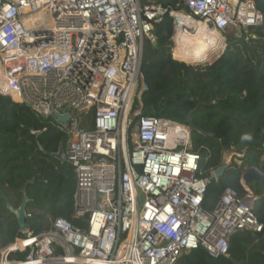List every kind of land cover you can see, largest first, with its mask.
Returning a JSON list of instances; mask_svg holds the SVG:
<instances>
[{
  "label": "built area",
  "instance_id": "built-area-1",
  "mask_svg": "<svg viewBox=\"0 0 264 264\" xmlns=\"http://www.w3.org/2000/svg\"><path fill=\"white\" fill-rule=\"evenodd\" d=\"M166 15L171 54L176 33L191 30L184 17L224 36L241 28L246 39L264 24L255 0H0V94L67 135L74 215L84 222L57 217L48 230L21 231L0 245V264H181L200 248L229 257L232 235L263 231L259 196L242 176L244 193L229 187L212 210L203 206L219 177L205 170L190 124L143 112L144 44H156Z\"/></svg>",
  "mask_w": 264,
  "mask_h": 264
},
{
  "label": "trees",
  "instance_id": "trees-1",
  "mask_svg": "<svg viewBox=\"0 0 264 264\" xmlns=\"http://www.w3.org/2000/svg\"><path fill=\"white\" fill-rule=\"evenodd\" d=\"M158 1L176 6L183 0ZM255 2L264 14V0ZM154 34L156 44H144L141 67L140 86L145 84L147 88L142 95L144 114L187 123L189 111L194 110L192 128L201 125L211 133L207 136L193 128L194 148L202 152L206 171L221 165L225 151L243 154L239 161L232 160L223 176L209 186L203 206L212 210L227 188L245 192L240 179L246 168L257 167L264 174V24L255 31V38L228 39L222 55L208 65H189L171 54L173 23L168 15L155 23ZM221 37L226 45L225 36ZM245 133L251 134V141L241 140ZM60 145L66 150L67 135L50 118H42L26 104L0 94L1 246L21 235L16 216L7 204L18 207L25 186L27 212L31 214L27 223L36 233L51 228L46 221L49 215L84 225L74 215V169L48 153L57 152ZM258 182L261 188L253 187L259 196L255 212L264 224V178ZM247 234L248 238L238 242L231 237L229 257L214 259L200 248L186 254L181 264H235L232 259L237 263L264 264L260 253L264 251V229L256 233L258 245L250 253L247 245L252 233Z\"/></svg>",
  "mask_w": 264,
  "mask_h": 264
},
{
  "label": "bare ground",
  "instance_id": "bare-ground-1",
  "mask_svg": "<svg viewBox=\"0 0 264 264\" xmlns=\"http://www.w3.org/2000/svg\"><path fill=\"white\" fill-rule=\"evenodd\" d=\"M28 22L30 23V19ZM183 22V25H188L191 30L176 33L173 37L175 41L173 53L191 64L213 63L226 48L221 33L193 17H184ZM226 158L230 160L231 157L227 155ZM246 186L250 194L254 193L250 185L246 183Z\"/></svg>",
  "mask_w": 264,
  "mask_h": 264
},
{
  "label": "water",
  "instance_id": "water-1",
  "mask_svg": "<svg viewBox=\"0 0 264 264\" xmlns=\"http://www.w3.org/2000/svg\"><path fill=\"white\" fill-rule=\"evenodd\" d=\"M237 37L239 39H241L243 37L241 28L238 29ZM224 50H223V52H224ZM222 53H221V55H222ZM218 58L215 59L213 61V63L216 60H218ZM193 112H194V110H191V111H189V113L187 115L186 122L188 124H192V121H193L192 113ZM53 114L56 117V119H58L61 122H67V121L70 120V114L69 113L62 115L58 111L54 110ZM193 128L195 130L207 135V136L211 135V133L206 132L205 129L201 125H196ZM40 149L43 150L44 148L42 146H40ZM48 153L51 156L55 157L56 159L60 160L62 163H65L67 161L66 153H65V149H64L63 145H60L59 150L57 152H48ZM226 156L227 155L224 154L221 165L215 169V174L218 177H222L223 174L225 173V171L230 166V160L227 159ZM242 177H243V179H244V181L246 183H252V182L260 181L261 179H263L264 178V174L257 167H248L243 172ZM34 181H35V179H32V182H34ZM28 200H29V197H28V194H27V186H25V188L23 189V199H22L21 204L18 207H14L10 203L7 204L8 209L12 213H14V215L16 216V219H17L18 224H19L20 231H25V230L29 229V226H28V223H27V215H28L27 204H28ZM261 253L264 256V251H261ZM232 260L234 261L235 264H244L243 261L241 263H237L235 259H232Z\"/></svg>",
  "mask_w": 264,
  "mask_h": 264
},
{
  "label": "rangeland",
  "instance_id": "rangeland-1",
  "mask_svg": "<svg viewBox=\"0 0 264 264\" xmlns=\"http://www.w3.org/2000/svg\"><path fill=\"white\" fill-rule=\"evenodd\" d=\"M234 36V34H233V32H230V33H227L226 35H225V38H226V44L228 45V39H230L231 37H233ZM252 37L253 38H255L256 37V34L255 33H252ZM146 42H148V41H146ZM171 49H172V46H173V42H172V40H171ZM181 60H183L182 58H181ZM183 61H185V60H183ZM187 64H189V65H208V64H210L209 62L207 63V64H204V63H202V64H191V63H189V62H186ZM87 119L86 118H84L83 119V121L82 122H80V126H82V127H85V128H90L91 127V125H90V123H87V121H86ZM50 121H51V123H53V124H57V122H56V120H55V118H53V117H51L50 118ZM64 132V131H63ZM65 133V132H64ZM67 139H68V137H67ZM66 149H67V147H66ZM231 153H238V152H236V151H234V150H230V151H225L224 152V154H226V155H230ZM239 154H241V155H236V156H234V158L232 159V160H237V161H239L238 160V158L239 157H241V156H243V154L242 153H239ZM224 156V155H223ZM232 160H230V163L232 162ZM203 162H204V160H203ZM57 164H58V162H57ZM61 164H63L62 162H61ZM74 183H76V182H74ZM261 183L260 182H258V181H255V182H252L251 184H250V187H251V189L255 192V190L253 189V187H256V188H261ZM53 219H54V217L53 216H47V218H46V221H48V222H50V223H52V221H53ZM45 221V222H46ZM248 232H237V233H235L234 235H232V237H234V239L233 240H235L236 242H238V241H242L243 239H245V238H248V234H247ZM252 233V232H251ZM252 238V239H251ZM250 239H249V243H248V245H247V248L249 249L248 250V253H250L251 251H252V249L254 248V245H258V238L256 237V236H253V233H252V237H251ZM231 239V238H230ZM248 240V239H247ZM260 253H261V251H260ZM261 255H262V253H261ZM185 256V255H184ZM184 256L181 258V262H182V260H183V258H184Z\"/></svg>",
  "mask_w": 264,
  "mask_h": 264
},
{
  "label": "clouds",
  "instance_id": "clouds-1",
  "mask_svg": "<svg viewBox=\"0 0 264 264\" xmlns=\"http://www.w3.org/2000/svg\"><path fill=\"white\" fill-rule=\"evenodd\" d=\"M241 140L242 141H251L252 140V136L250 133H245L241 136Z\"/></svg>",
  "mask_w": 264,
  "mask_h": 264
},
{
  "label": "crops",
  "instance_id": "crops-1",
  "mask_svg": "<svg viewBox=\"0 0 264 264\" xmlns=\"http://www.w3.org/2000/svg\"><path fill=\"white\" fill-rule=\"evenodd\" d=\"M245 232H248V231H245ZM253 236H256V234H255V233H253Z\"/></svg>",
  "mask_w": 264,
  "mask_h": 264
}]
</instances>
